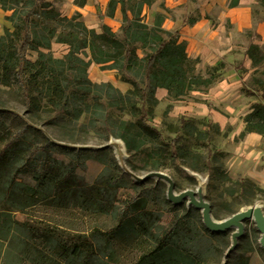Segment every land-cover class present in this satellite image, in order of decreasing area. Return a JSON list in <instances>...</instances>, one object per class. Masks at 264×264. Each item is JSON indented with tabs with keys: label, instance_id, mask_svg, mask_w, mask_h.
Here are the masks:
<instances>
[{
	"label": "trees",
	"instance_id": "obj_1",
	"mask_svg": "<svg viewBox=\"0 0 264 264\" xmlns=\"http://www.w3.org/2000/svg\"><path fill=\"white\" fill-rule=\"evenodd\" d=\"M152 2L109 0V16H113L118 4L122 12V36L118 38L105 24L97 33L83 21H75L76 15L61 16L49 1L0 0L5 9L12 11L15 28L6 40L0 39V83L9 86L26 108L34 105L32 90L40 89L46 108L62 109L63 115L70 116L65 124L74 128L83 127L77 123L88 115L87 125L92 128L109 129L112 135L119 129L128 151L137 150L147 140H158V132L144 116L128 123L113 120L107 109L135 110L129 95L140 91L141 83L145 84L141 97L165 88L178 99L198 87L207 88L217 76L202 78L196 72L198 58L188 56L186 42L180 40L177 32L163 28L162 15H157L153 25L144 22L143 8ZM260 2L264 5V0ZM53 42L69 46L61 59L40 50L49 49ZM30 49L38 51L33 62L26 56ZM85 49L95 63L111 62L109 66L117 69L121 81L131 84L132 89L122 94L109 82L91 83L87 78L91 60L79 55ZM246 49L252 63L260 64L264 58L260 48L250 43ZM137 50L143 53L141 57ZM251 106L244 118V131L264 134V105ZM1 116L0 264H122L113 260L115 253L120 255L123 244L131 248L149 244L150 248L131 264H201L204 253L209 251L206 239L220 235V231L192 228L186 223L164 226L159 222V213L147 209L142 196H133L120 204L117 191L122 185L118 172L103 170L87 182L78 173L77 161L98 153L109 156V147L90 149L57 144L51 137L64 141L72 140V135L70 139L53 133L48 137L24 117L25 125L14 129L8 122L22 117L7 108L0 109ZM39 133L40 140L36 136ZM110 162L117 168L111 154ZM28 211H41L43 215L18 218L17 214ZM67 211H77L89 218L106 215L115 224L108 231L92 227L89 232L74 235L46 217Z\"/></svg>",
	"mask_w": 264,
	"mask_h": 264
},
{
	"label": "rangeland",
	"instance_id": "obj_2",
	"mask_svg": "<svg viewBox=\"0 0 264 264\" xmlns=\"http://www.w3.org/2000/svg\"><path fill=\"white\" fill-rule=\"evenodd\" d=\"M45 1L51 2L61 16L71 18L76 15L75 21H83L87 28H92L97 33L101 32V27L105 24L118 38L122 36V12L119 4L113 16H109V0L105 2ZM183 1L181 0L179 9H172L166 6L165 0H153L149 6L143 8L144 22L153 25L157 15H162V26L167 29L164 22L182 19L183 26H186L182 34L179 32L181 27L167 30L177 32L179 37L182 36L180 40L186 42L185 51L188 56L198 58L196 72L202 78L213 74L217 76L215 81L207 88L198 87L178 99L173 98L168 92L164 99H159L155 92L148 97H141V92L145 91V84L141 83L140 91L129 95L131 102L135 104V110L127 107L107 109L110 111L108 115L110 118L128 123H133L140 115L144 116L147 124L158 132L157 142L147 140L137 150L128 151L124 139L119 137L122 131L116 129L115 134L112 135L109 129L92 128L87 125L88 115L81 117L77 123V125L82 124L83 127L74 128L72 124H65L70 116L63 115L62 109L54 111L49 107L46 108V102L39 94L40 89L36 88L31 92L35 96L34 105L26 108L23 100L9 86L0 83V109L7 108L22 117L10 119L8 123L14 129L25 125L24 117L35 127L42 129L48 137L53 133L70 139L69 136L72 135V140L64 141L51 137L57 144L90 149L109 147L117 168L110 162L109 153V156L98 153L90 159L82 158L77 161L78 173L87 182L93 181L103 170L120 173L119 181L122 187L117 191L118 202L121 204L133 196L144 197L147 209L157 211L160 215L159 222L164 226H168L171 222H179L186 223L192 228H207L204 223L208 216L207 212L215 221H223L240 212H248L255 208L251 219L241 222V235L235 239L232 248L233 234L238 232L237 228L220 231V235L217 233L206 239L205 243L209 251L204 253L201 264H264V248L261 246L264 237L257 228L259 223L254 221L264 217V134L252 131L259 136L255 142L246 146L242 144L248 134L244 130L232 136L233 131L230 130L229 125L221 128L209 118L191 117L181 107L177 108L183 103L182 101H199L198 96H201L199 93H205L218 82L227 67L225 62H220L218 65L208 64L193 53L196 50L205 51L204 49L209 46L210 37L207 33H210L211 28L219 25L216 17L222 9L221 4L228 8L240 4L249 8L246 16L243 15V9L231 11L229 15L238 23L224 21L221 32L230 37L235 36L238 45L242 48H236L232 56H228L233 58L234 69L241 78L240 91L250 106L254 103L264 105V58L255 66L246 49L250 43H254L260 48L261 56L264 55V5L260 0H242L241 3H238L239 0H212L211 7L200 13V6L210 0ZM11 13V10L5 9L0 3V39L6 40L15 29ZM196 21L198 22L194 29H189V26ZM202 30L204 31L201 32ZM199 33L202 34L198 35ZM68 49L67 43L53 42L49 49L40 50L44 53L50 52L53 58L61 59ZM136 52L140 57L143 55L140 50ZM79 55L86 61L91 60L88 49ZM26 56L33 62L38 58V51L30 49L26 52ZM246 62L250 64L248 68L245 66ZM110 63L99 64L91 60L87 68L88 80L97 84L109 82L120 93L126 94L132 89L131 84L125 82L128 84V89H120V82L123 81L117 69L109 66ZM3 118L1 116L0 120H4ZM244 118L245 116L243 121ZM29 133L27 130L28 136ZM30 136L41 139L40 133ZM61 158L67 157L61 156ZM174 196L178 199L175 200ZM183 196L187 197L183 199ZM189 201L199 202L202 207L195 208L188 205ZM31 214L43 215L41 211H28L26 214L17 215L20 220H24ZM46 217H49L52 223L67 228L74 235L89 232L92 227L108 231L115 224L112 217L102 215L89 218L77 211H67L53 216L46 214ZM259 226L264 228L262 222ZM148 245L142 244L131 248L123 244L120 247V255L115 253L113 261L119 260L122 264H131L137 255L150 248Z\"/></svg>",
	"mask_w": 264,
	"mask_h": 264
},
{
	"label": "crops",
	"instance_id": "obj_3",
	"mask_svg": "<svg viewBox=\"0 0 264 264\" xmlns=\"http://www.w3.org/2000/svg\"><path fill=\"white\" fill-rule=\"evenodd\" d=\"M105 2L106 0H101ZM220 1V0H218ZM242 0H239L238 3H241ZM181 0H165L166 6L172 9H179L181 5ZM185 2V0L183 1ZM212 5V0L206 1L202 6H200V13L204 10H208ZM184 8V6H181ZM222 9L219 11L216 21L218 22V26L216 28H211L210 33H207L209 46L204 49L205 51L196 50L193 52L195 55L200 56L205 62L212 65H218L220 62H225V70L223 71L220 80L212 85L205 93H199L201 96H198L199 101L188 100L187 102L182 101V104H179L177 108H180L183 111H187L191 117L205 118L210 119L211 122L218 124L219 127L224 128L228 125L231 127L230 130L233 131L231 133L232 136L237 135L241 131L244 130L245 123L243 121V117L246 116L251 111V106L248 104L246 97L240 91L241 86V78L237 74L236 69H234V60L233 58H228V56H232V52L236 50V48H241L238 45V41L236 37H230L226 35V33H222V23L226 20H229L231 23H238L237 20H234L232 16H230V12L234 9H243V15L246 16L249 12L248 6L237 5L233 7H226L221 4ZM193 23L190 25L189 29H194L197 25ZM236 25V24H235ZM164 26L169 30H175L176 28H180L179 32L185 30L186 26H183L182 19L178 21L171 20L170 22H164ZM237 26V25H236ZM237 29V27H236ZM202 30L201 32H203ZM199 33L198 35H201ZM182 37V36H180ZM186 38V37H184ZM242 49V48H241ZM192 54V53H191ZM189 53V55H191ZM231 59V60H230ZM247 68L250 66L248 62L245 63ZM120 89L127 90L128 84L125 82H120ZM156 95L159 99H164L167 96V90L165 88H157L155 91ZM195 93V91H194ZM193 96V95H191ZM256 135L254 142L257 140V134L254 132L246 134L242 144L249 146L252 143L248 142V139L251 135Z\"/></svg>",
	"mask_w": 264,
	"mask_h": 264
},
{
	"label": "water",
	"instance_id": "obj_4",
	"mask_svg": "<svg viewBox=\"0 0 264 264\" xmlns=\"http://www.w3.org/2000/svg\"><path fill=\"white\" fill-rule=\"evenodd\" d=\"M185 197L187 196H183L182 198L184 199ZM181 201V200H180ZM178 201V202H180ZM188 205H192L194 206L195 208L197 207H202V205L199 203V202H196V203H192L191 201H189L187 203ZM255 209V208H254ZM254 209H251L250 211L248 212H240L239 214H236L234 216H231V217H228L226 218L225 220L223 221H215L212 216L209 215V213L207 212L208 216L207 218H209V220L213 223L212 226L210 224H208L207 222L204 221L206 227L210 230V231H225L226 229H229V228H237V233L236 234H233V244L231 246V248L235 245L234 241L235 239L239 238L240 235H241V232H240V229L242 227L241 225V222L244 221V220H247V219H251V214L253 213V211H255ZM254 221H256L257 223H259L260 225V222L263 223L262 221V218H260L259 220L255 219ZM264 224V223H263ZM258 224H257V228L262 232V235L264 237V228L260 227ZM261 246L264 248V239L261 243ZM231 248L228 249V251L231 250ZM223 264V263H222Z\"/></svg>",
	"mask_w": 264,
	"mask_h": 264
},
{
	"label": "bare ground",
	"instance_id": "obj_5",
	"mask_svg": "<svg viewBox=\"0 0 264 264\" xmlns=\"http://www.w3.org/2000/svg\"><path fill=\"white\" fill-rule=\"evenodd\" d=\"M256 135H251L250 137H249V139H248V142L249 143H252V142H254V139L256 138L255 137ZM202 187V186H201ZM175 200H177L178 199V197L177 196H174L173 197ZM262 221H263V223H264V217H262ZM206 222L208 223V224H210L211 226H212V222L209 220V218H206Z\"/></svg>",
	"mask_w": 264,
	"mask_h": 264
},
{
	"label": "built area",
	"instance_id": "obj_6",
	"mask_svg": "<svg viewBox=\"0 0 264 264\" xmlns=\"http://www.w3.org/2000/svg\"><path fill=\"white\" fill-rule=\"evenodd\" d=\"M264 144V143H263Z\"/></svg>",
	"mask_w": 264,
	"mask_h": 264
}]
</instances>
